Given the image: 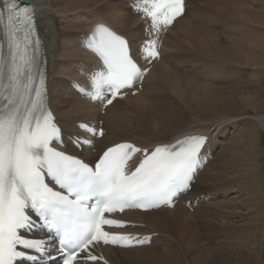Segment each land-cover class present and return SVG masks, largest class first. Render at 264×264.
I'll list each match as a JSON object with an SVG mask.
<instances>
[{
	"label": "snow or ice",
	"instance_id": "1",
	"mask_svg": "<svg viewBox=\"0 0 264 264\" xmlns=\"http://www.w3.org/2000/svg\"><path fill=\"white\" fill-rule=\"evenodd\" d=\"M133 9L150 21V32L166 29L184 14V0H135ZM98 63L88 70L81 94L101 108L113 105L143 81L159 56L146 40L134 55L130 41L97 24L85 45ZM43 41L36 9L3 0L0 9V264H107L96 249L134 247L151 237L122 231L129 222L111 214L173 207L192 187L209 137L185 134L152 147L114 144L92 162L63 150L64 131L49 104ZM91 137L104 129L79 125ZM77 147L92 145L76 135ZM94 146V145H93ZM139 154L138 160L134 159ZM43 227L46 235H26ZM58 241V245L55 242ZM55 252V254H53Z\"/></svg>",
	"mask_w": 264,
	"mask_h": 264
},
{
	"label": "bare ground",
	"instance_id": "2",
	"mask_svg": "<svg viewBox=\"0 0 264 264\" xmlns=\"http://www.w3.org/2000/svg\"><path fill=\"white\" fill-rule=\"evenodd\" d=\"M133 1L31 0L36 9L38 31L43 41L49 104L65 133L64 141L68 143L67 135L77 131L75 124L101 121L105 134L95 141L93 149L97 154L104 148L121 142L152 147L160 142H170L185 133L208 135L209 142L206 148L214 153L218 149L216 147L220 149L221 146L220 138L215 137L226 132L225 126L235 123H228L229 116L243 112L248 99L243 90L227 91L226 88L214 86L213 80L205 82L202 76L211 71L215 72L218 64L222 66L232 64L240 69L260 68L264 64L262 63L264 58L261 57L264 54V0H247L249 4L241 3L240 0H190V2L186 0L183 16L175 20L172 27L161 37L163 44L161 58L158 63L151 66L142 83V90L135 96L128 92L123 100H115L101 115L97 104H91L81 98L69 86L73 81L83 84L84 78L81 73H88L89 69L96 66L93 56L81 48L80 38L82 35L91 34L93 28L102 23L128 39L132 50L135 51L145 38L143 23L131 12L128 5ZM125 4L128 5L129 14L124 12ZM190 5L193 7L190 8ZM206 5L208 11L204 9ZM133 117H139L138 119L143 117L146 124L138 123L142 120L133 121L131 119ZM176 121L183 124L172 130L178 123ZM252 122L264 128V116L254 117L252 121L246 123L221 148L219 154L226 161L222 165L214 164L213 171H216L209 176L214 185L234 179L233 177L238 175L243 178L248 186L243 195L248 196L245 198L250 206L249 210L262 205L259 203L263 194L262 180L257 182V173H254L256 162L251 158L252 151L248 147L253 144L252 140L246 144L243 152L241 150L243 142L242 140L238 142L241 138L238 140L236 138L253 134L247 132L248 127L253 125ZM69 151L85 160L93 156L91 149H82L79 153L70 146ZM213 161L215 162V159L206 165L201 175H198L200 176L198 182L209 175ZM249 174L250 179L247 176ZM192 191L178 198L171 210L123 214V219L138 225L128 229L129 232L154 235L148 246L130 249L102 247L97 248L98 253L111 264H216L205 257L208 252L191 255V249L197 245L199 231L197 233L198 229L189 227L185 217L187 213L185 203L191 201L190 207H193L195 200H200V196L189 198ZM203 193L202 200L215 195L213 189ZM223 204V201H220L207 206L222 208L225 206ZM200 205L205 204L198 201L196 212ZM202 209H199V212ZM258 209L250 212L252 218L247 219L244 226L232 228V232L237 234L235 239L219 243L221 254L216 258L222 261V264H235L237 260L227 257L225 253V250H228L227 245L232 243L239 244L236 245L238 264H264V231L262 228L260 230V223L258 231L253 225L255 220L258 222L263 220L260 218L263 215ZM206 210L197 214L196 223L211 227L213 220L207 221L210 216L203 215ZM217 225L220 230L227 228L224 225ZM191 228L194 233L191 232ZM199 250L206 251L201 248ZM189 253L193 259L191 262L188 259ZM253 254H256L254 260Z\"/></svg>",
	"mask_w": 264,
	"mask_h": 264
},
{
	"label": "rangeland",
	"instance_id": "3",
	"mask_svg": "<svg viewBox=\"0 0 264 264\" xmlns=\"http://www.w3.org/2000/svg\"><path fill=\"white\" fill-rule=\"evenodd\" d=\"M240 1H241V3H246V4L250 3V2L248 3L247 0H240ZM189 2H190V0H189ZM128 5L125 4V6H124V7H126L124 12L127 14H129V12H130ZM189 7L192 8L193 5H190ZM204 9H206L208 11V6L206 5ZM189 10L190 9H188V11ZM108 11H110V10H108ZM128 28H129V26H128ZM261 57L264 58V54H262ZM262 63H264V59H263ZM216 68L217 69H215V72L211 71V73L209 72V74L207 73V74H204L202 76L204 81L209 82V81L213 80L214 86L226 88L227 91H229L228 89H231L232 92L236 91V90H241V91L243 90L246 93V94L245 93L244 94L246 95V98L248 99V101L246 100V109L243 112L234 113V114L229 116L230 119H229L228 123H232V122H235V123H233V124L227 123L228 125L225 126V128H224L226 132L221 136L217 135V137H215V138H220V145H221L220 149H219V147H216V149L217 148L218 149L214 153L211 151L212 152L211 153L212 159H215V162L213 161V164L210 167V170H209L210 172L208 173L209 175H207L205 178H203V181H201V182L200 181L198 182V179L200 176L197 177V181L194 185V188H193L191 195H189V198H195L197 196H200V200L196 199L195 202L193 203V207H191V208H189L185 205L187 207L186 208L187 213H186L185 217H186L187 222H189V225H190L189 227H194V229L195 228L198 229L196 231L197 233L199 231L197 239L202 241L201 242V241L197 240L196 247L191 249V255L192 256H194L195 254L202 255L204 253L207 254V252H208V255L205 256L208 260L215 261L216 264H222L223 262L216 258L217 255L221 254L220 249L218 248V245H219V247H221L219 243H225V242L231 241L232 239H235L237 234H235V232H232V228H238V227L240 228L241 226H244L247 219L249 220L252 218L251 214L254 212L253 210L256 211V209H258L260 205L258 207L253 208V209L250 208V210H249L248 207H250V206L246 201V198L248 196L243 195V194H245L244 192L247 191L246 188H248V186L246 185L245 180H243V178H240L239 175L235 176L236 178L233 177L234 179H230L228 181L225 180L224 182H220V183H217L215 185L212 183V181L209 180V176H210V173H214L216 171V170L213 171V169H215L214 168L215 166H213L214 164L218 163V164L222 165L225 163L226 160H224V158L221 156V154H219V152H220L221 148L224 146V144L228 141V139L230 140L243 126H245L246 123H249L250 121H252L254 117L264 116V64L260 68H256V67L242 68L241 67V69L235 68L232 64H230V66H229V64H223V66L221 64L220 65L218 64ZM231 117H234V118H231ZM138 118L133 117L131 119L133 121H136V122L142 120V122H138V123L141 125H142V123L146 124V120L143 119V117H142V119H138ZM193 121L194 120H192V122ZM176 122H178V123L177 124L174 123V125L175 124L176 125L174 126L173 129L171 128L172 130L176 129L179 126H182L181 124H183L181 121L180 122L176 121ZM100 123H101V121H100ZM247 132H253V134L238 136L236 138V140L241 138L238 142H240L242 140L243 145H242L241 150L243 152H244V148L246 147V144L248 142H250L251 140L253 142V144L249 145L248 147L252 151V153H250V154H252L251 158H254V161L256 162V169H255L256 171H254V173H257L256 174L257 175V177H256L257 182L262 180V187H263V189H261V192L263 194L261 195L260 202H259L262 205L258 209V210H260V214L263 215V217L262 216L260 217V218H263V220L261 219L262 221H260V222L255 220L253 222L254 223L253 225H255L256 231H258V226L260 223V230L262 228V231H264V211H263L264 210V128L253 123V125L251 124V126L248 127ZM212 159L209 161L210 163H212ZM204 168H206V166ZM247 176L250 179V174ZM245 186H247V187H245ZM212 189H213V193H215V195L213 197L207 196L206 198H204L202 200V196L204 194L203 192H207L208 190L212 191ZM240 191H241V195H240ZM236 197H237V199H236ZM262 199H263V201H262ZM227 200H229L228 201L229 203H227ZM198 201H203V203L205 205L198 206L197 207L198 212H196V205H197ZM220 201L221 202L223 201V203H224L223 206L225 205L222 208H220L221 206H219V207L207 206L210 203L215 204L216 202H220ZM244 201H245V203H243ZM231 202H233L235 204H233V203L231 204ZM236 202L238 204H236ZM241 204H244L246 206H243V205L241 206ZM226 206H228V208ZM207 207H209V208L207 209ZM201 208H203V209L199 212V209H201ZM222 209H224V210H222ZM233 209H235V210H233ZM204 210H206V212L203 215H209L210 216V219L207 221L212 222V220H213V222H212L213 225L211 227L208 225H203V224L199 225L196 223L198 221L197 214L201 213ZM219 210H220V213H219ZM208 212H209V214H206ZM221 212H222V214H221ZM250 212H252V213H250ZM210 213H212V214H210ZM222 216H225V217H222ZM214 221L217 224L224 225L227 228H224V230H222V229L220 230L219 226ZM191 223H192V225H191ZM191 230H192L191 232H193V233L195 232L192 228H191ZM225 231H227L228 233H224ZM236 245H239V244L232 243V244L227 245L228 250H225L226 251L225 253H226L227 257H230L231 259H234V260L237 259L235 261V264H238L239 263L238 262L239 257L236 254V251H238V248ZM197 247H199V248L196 250ZM200 248L205 249L206 251L202 252L199 250ZM256 249H257V247H255L254 251H256ZM255 255L256 254H253V256H252L253 260L255 259ZM188 259L190 262L193 261V259L190 256V253H189Z\"/></svg>",
	"mask_w": 264,
	"mask_h": 264
},
{
	"label": "water",
	"instance_id": "4",
	"mask_svg": "<svg viewBox=\"0 0 264 264\" xmlns=\"http://www.w3.org/2000/svg\"><path fill=\"white\" fill-rule=\"evenodd\" d=\"M29 2V0H22V3H27Z\"/></svg>",
	"mask_w": 264,
	"mask_h": 264
}]
</instances>
